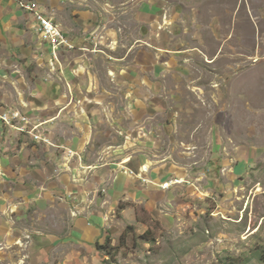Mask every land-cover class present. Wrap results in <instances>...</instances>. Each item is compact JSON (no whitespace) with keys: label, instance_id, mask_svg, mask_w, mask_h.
<instances>
[{"label":"rangeland","instance_id":"obj_1","mask_svg":"<svg viewBox=\"0 0 264 264\" xmlns=\"http://www.w3.org/2000/svg\"><path fill=\"white\" fill-rule=\"evenodd\" d=\"M11 2L0 113L31 122L0 119V264H264V0H40L55 56ZM72 91L80 154L37 127Z\"/></svg>","mask_w":264,"mask_h":264},{"label":"crops","instance_id":"obj_2","mask_svg":"<svg viewBox=\"0 0 264 264\" xmlns=\"http://www.w3.org/2000/svg\"><path fill=\"white\" fill-rule=\"evenodd\" d=\"M6 0H0V34L1 35H4L3 34V26L7 24L8 21H10L9 19V13L10 11H8V8L9 6L12 4L11 1H8V2H5ZM47 14L48 12L45 11ZM49 15V14H48ZM50 16V15H49ZM13 13L11 12V18H13ZM52 18L55 19V17H57L59 19V22L55 19V21H57L58 24H60V26L62 27H65L68 29V26H67V23L66 21H64L62 19V13H61V17L60 16H57L56 14L54 16H50ZM17 18V17H16ZM6 19H8L6 21ZM61 21V22H60ZM62 27V28H63ZM35 33L37 34V37H38V45L39 46H43L45 45L46 43H41V38L40 36L38 35V33L36 32V30L34 29ZM72 31V30H71ZM70 29H69V32L71 33ZM7 44V43H5ZM48 54L51 53V49H49V46H48V50H47ZM65 69V68H64ZM82 92H78V91H72L71 92V99L75 102L77 99H80L81 100V95ZM66 94L63 93L59 96V99H61L62 97H65ZM80 109V107H77V102L75 103V108L72 112H66L65 109H62V107L60 106L59 108H55V113L53 115V117H51L50 119L47 118H43L45 121H42L40 120V123H38V127H42V129H55V128H58V127H64L65 129H72L70 130V133H74L75 134H80L79 136V139H76V142L71 144V145H68V146H65L66 144L68 143H65L63 144V151L64 152H72L74 154H80L79 152V148H81L82 150H84V147L89 143L90 141V133H89V129H85L83 127V122L80 120V118L82 117V114L78 113V110ZM85 113L87 114L88 116V113H87V109H84ZM80 116L78 117L77 116ZM89 117V116H88ZM83 118V117H82ZM81 118V119H82ZM87 119H84V121H86ZM38 122V121H36ZM74 148H73V147ZM61 158H62V155H61Z\"/></svg>","mask_w":264,"mask_h":264},{"label":"built area","instance_id":"obj_3","mask_svg":"<svg viewBox=\"0 0 264 264\" xmlns=\"http://www.w3.org/2000/svg\"><path fill=\"white\" fill-rule=\"evenodd\" d=\"M17 3L25 12L29 13L34 20V29L41 38V43H46L51 49V54L55 56L56 53H59L61 50L66 48H73V44L69 43L70 41L66 39V33L61 28L54 18L50 17L43 9L40 3V0H9ZM0 119L2 122L10 126L24 131L27 127V124L31 122L30 117L27 115L20 116V113L15 112L11 116L9 112L0 113ZM16 119H20L21 122H24L25 125L20 128L14 123ZM39 125L37 124V127ZM36 129V128H35ZM34 129V130H35ZM36 139H40L41 136L33 130L31 131ZM165 185L168 186V183ZM165 185H163L165 187ZM166 186V187H167Z\"/></svg>","mask_w":264,"mask_h":264},{"label":"clouds","instance_id":"obj_4","mask_svg":"<svg viewBox=\"0 0 264 264\" xmlns=\"http://www.w3.org/2000/svg\"><path fill=\"white\" fill-rule=\"evenodd\" d=\"M63 29V28H62ZM64 30V29H63Z\"/></svg>","mask_w":264,"mask_h":264},{"label":"trees","instance_id":"obj_5","mask_svg":"<svg viewBox=\"0 0 264 264\" xmlns=\"http://www.w3.org/2000/svg\"><path fill=\"white\" fill-rule=\"evenodd\" d=\"M104 249V248H103Z\"/></svg>","mask_w":264,"mask_h":264}]
</instances>
